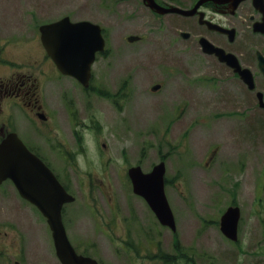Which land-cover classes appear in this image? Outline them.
I'll return each mask as SVG.
<instances>
[{
  "label": "rangeland",
  "instance_id": "374dc122",
  "mask_svg": "<svg viewBox=\"0 0 264 264\" xmlns=\"http://www.w3.org/2000/svg\"><path fill=\"white\" fill-rule=\"evenodd\" d=\"M9 1L0 0L5 35L13 27ZM59 1L74 5L73 20L99 24L106 41L88 88L58 84L54 98L74 102V143L59 112L57 146L42 152L74 196L62 218L75 249L99 264H165V255L173 256L168 264H264V110L256 99L233 97L238 81L222 69L218 78L186 72L170 25L136 1ZM129 34L142 37L128 41ZM159 159L174 231L159 224L126 176L129 166L148 171ZM229 205L240 208L235 242L219 230ZM0 264H61L45 218L8 182L0 185Z\"/></svg>",
  "mask_w": 264,
  "mask_h": 264
},
{
  "label": "flooded vegetation",
  "instance_id": "af4514ba",
  "mask_svg": "<svg viewBox=\"0 0 264 264\" xmlns=\"http://www.w3.org/2000/svg\"><path fill=\"white\" fill-rule=\"evenodd\" d=\"M132 1L159 22L170 25L168 30L171 35L174 33L169 38L170 44L176 54H181L186 72L201 77V73L214 72L218 78L222 69L224 74H230L229 79H237L231 93L239 102L247 104L252 98L258 101V91L262 92L264 102V73L258 67V57L264 58V0ZM151 1L161 7L179 8L181 12L161 14L148 5ZM7 4L6 18L13 27L9 35L0 34V141L15 133L51 168L42 152L57 146L53 138L58 137L55 127L59 112L66 114L68 135L72 143L75 139L70 116L73 99L64 102V99L54 97L58 94L60 80L67 83L69 80L75 83V80L56 68L41 42L39 27L64 16L73 20L74 5L59 0H14ZM207 45L214 47L215 52H205L204 46ZM220 50L235 57L242 68L251 71L255 89L247 86L234 71V66L219 59L217 51ZM215 77L212 80L218 83ZM235 91L239 94L236 95ZM60 93L67 94L66 91ZM5 182L12 184L5 180L0 185Z\"/></svg>",
  "mask_w": 264,
  "mask_h": 264
},
{
  "label": "water",
  "instance_id": "95a60500",
  "mask_svg": "<svg viewBox=\"0 0 264 264\" xmlns=\"http://www.w3.org/2000/svg\"><path fill=\"white\" fill-rule=\"evenodd\" d=\"M151 5L154 6L153 3ZM40 30L47 52L59 70L73 75L87 85L94 54L104 47L100 27L86 20L70 22L64 17L55 23L41 26ZM136 38L128 36V40ZM235 66L241 78L253 88L251 73L242 70L237 63ZM261 69L264 71V65ZM258 96L262 106L261 93ZM164 171V163L159 162L148 172H143L138 165L131 166L127 174L133 192L146 200L160 223L175 229L174 217L164 193ZM6 177L12 179L19 194L34 204L46 218L56 254L62 264H97L93 258L77 254L66 237L61 221V207L73 197L15 134L9 135L0 143V181ZM239 216V207L229 206L220 217V230L229 239H237Z\"/></svg>",
  "mask_w": 264,
  "mask_h": 264
},
{
  "label": "trees",
  "instance_id": "16d2710c",
  "mask_svg": "<svg viewBox=\"0 0 264 264\" xmlns=\"http://www.w3.org/2000/svg\"><path fill=\"white\" fill-rule=\"evenodd\" d=\"M169 259H167L166 261H171L172 260V258H170V257H168Z\"/></svg>",
  "mask_w": 264,
  "mask_h": 264
}]
</instances>
